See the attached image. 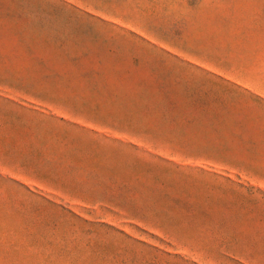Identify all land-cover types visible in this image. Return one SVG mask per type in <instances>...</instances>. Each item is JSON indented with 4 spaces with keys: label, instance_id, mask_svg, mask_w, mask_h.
Returning a JSON list of instances; mask_svg holds the SVG:
<instances>
[{
    "label": "rangeland",
    "instance_id": "1",
    "mask_svg": "<svg viewBox=\"0 0 264 264\" xmlns=\"http://www.w3.org/2000/svg\"><path fill=\"white\" fill-rule=\"evenodd\" d=\"M0 264H264V0H0Z\"/></svg>",
    "mask_w": 264,
    "mask_h": 264
}]
</instances>
